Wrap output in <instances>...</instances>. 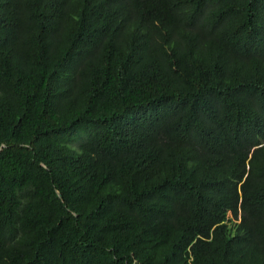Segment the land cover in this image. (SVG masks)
<instances>
[{
  "label": "trees",
  "instance_id": "16d2710c",
  "mask_svg": "<svg viewBox=\"0 0 264 264\" xmlns=\"http://www.w3.org/2000/svg\"><path fill=\"white\" fill-rule=\"evenodd\" d=\"M0 264H264V0H0Z\"/></svg>",
  "mask_w": 264,
  "mask_h": 264
}]
</instances>
